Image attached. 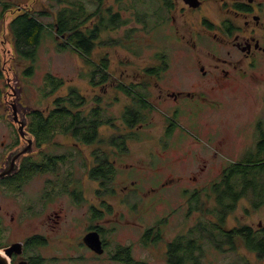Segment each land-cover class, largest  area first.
<instances>
[{"label": "flooded vegetation", "instance_id": "1", "mask_svg": "<svg viewBox=\"0 0 264 264\" xmlns=\"http://www.w3.org/2000/svg\"><path fill=\"white\" fill-rule=\"evenodd\" d=\"M72 1L0 0V241L10 239L0 248L15 244L8 256L10 264L143 263L134 256L133 246L118 247L114 243L115 231L135 223L130 207L125 210L124 204L113 199L117 196L129 204L134 194V201L145 204L148 195L153 194V200L156 194V200L166 202L169 210L155 220L158 226L144 228L141 241L146 244L150 242L148 237L154 243L163 239L162 222L167 223L188 208L198 213L196 224L166 242L164 257L166 264H199L206 255L200 244L207 240H200L195 230L204 232L203 223L214 226L218 222L222 235L248 226L224 228L226 215L237 201L248 196L247 186L226 183L232 162L220 168L217 175L210 165L215 160L264 159L262 122L255 121L250 127L248 138L253 141L234 159L231 152H217V146H228L216 138V128H221H213V121L201 123L197 118L202 111L212 112L220 105L215 95L237 84L242 73L245 75L244 60L255 66L264 57V0H194L197 6L186 0H151L148 25L143 18L145 11L134 9L141 26L138 31L137 26L128 29L126 47L137 54L131 45L144 46V42L132 34L144 30L140 39L149 38L150 42L156 25L163 22L190 55V73L185 78L168 75L171 63L166 61L165 53H155L156 62L143 66L141 72L127 74V83L122 80L123 74L111 76L109 60L101 57L92 62L88 73L89 83L100 90L98 95L89 99L72 86L60 94L65 80L47 73L42 85H34L38 97L32 103L26 89L30 82L24 80L33 74L42 36L52 33L61 41L60 47L66 43L61 48H74L70 36L58 32L57 22L59 16L70 20ZM97 1L95 9L87 8L95 14L83 26H98L96 39L90 40L93 49L104 30L120 27L119 21L129 22L119 20L123 18L119 11L103 7V0ZM212 8L221 14L218 22L208 16ZM197 13L202 14L199 20ZM155 15L161 17L158 22ZM23 22L36 27V42L30 44L23 37ZM112 43L119 46L120 42ZM90 54L81 59L87 61ZM25 63L28 66L23 68ZM109 90H121L126 99L122 106L119 95L105 102ZM74 92L79 93L81 103H73ZM77 116L84 120H75ZM155 126L157 133L151 132ZM178 147L182 151L172 154L169 163L175 158H191L200 163L194 174L187 180L168 175L161 183L147 186L150 179L145 172L150 163L171 158L167 155L169 149ZM132 155L136 157L130 162ZM79 168L80 175L88 177L85 181L95 183L92 193H86L83 177L77 178ZM189 180L199 184H183ZM229 189L240 195H229L221 201L219 192ZM170 191H177L174 205L165 196ZM263 201L257 203L264 206ZM224 208L230 210L226 215L221 212ZM31 221H36L32 229L23 230ZM17 231L22 235L20 239L12 238ZM206 231L207 242L217 250L215 240L221 236L214 227ZM90 237L99 241L101 252L87 241Z\"/></svg>", "mask_w": 264, "mask_h": 264}, {"label": "rangeland", "instance_id": "2", "mask_svg": "<svg viewBox=\"0 0 264 264\" xmlns=\"http://www.w3.org/2000/svg\"><path fill=\"white\" fill-rule=\"evenodd\" d=\"M88 9H95L98 1L97 0H81ZM103 7L110 8L111 11H119L123 14V18L128 23L120 24V27L114 30H104L98 40L97 45L93 49L92 53L89 56L87 61L81 59L77 51L71 48H61L59 46L60 42L58 37L56 38L52 33L47 34L45 37L42 36L38 51L35 53V64L34 71L32 76L29 79L24 80L28 86L27 95L31 97L32 103L37 101L38 95L35 92V84L42 85L44 75L51 73L57 78L65 80L63 88L58 92L63 94L64 89L68 86H72L78 89L81 93L86 94L89 99L93 96L98 95L100 90L98 86H93L90 81H88V73L91 70L92 62H96L99 58L104 57L109 60L110 67L109 71L112 72L111 76H119L121 74L125 75L122 80L127 83L128 77L127 74L132 75L136 71L141 72L143 66H147L153 62L155 53H165L166 61L171 63V67H168V75H173V79L176 77H181L180 79L185 78L190 73V55L186 53L178 42V39L175 38L174 33L167 27L164 28L163 22H160L156 25V28L153 31V35L150 38H147L144 41L140 39V34L143 35V31L136 32V40L143 41L144 46H141L137 43L131 45L133 49L137 52L134 54L132 51H128L127 42L129 37H127L128 29L131 27H136L138 31L141 26V22H137V16H135L134 9L139 10L141 13L145 11V24L149 23V9L152 10L151 0H103ZM133 10V11H132ZM220 15L213 8L211 11H208V16L213 20L218 22ZM202 14L197 13V20L200 19ZM138 18H142L139 16ZM156 22L161 17L155 15ZM152 19V16H151ZM120 22V21H119ZM153 22V21H152ZM155 22V23H156ZM138 35V36H137ZM110 39V40H109ZM62 40V39H61ZM109 40V41H108ZM119 40V46L114 45L112 41ZM147 43L149 46H147ZM204 44L206 42H203ZM153 45V46H152ZM206 45V44H205ZM157 47V48H156ZM222 52V50H221ZM224 52V51H223ZM38 54V55H37ZM28 63L22 65L23 68L27 67ZM243 69H245V75L240 76L237 84L232 85L226 91L218 92L215 97L220 101V105H217L212 112L202 111L201 115L197 118L198 121L206 122L213 121L214 126L220 127L216 128V138H220L222 141L227 143V147L217 146L218 153L227 154L231 152L232 158L239 153L245 151L247 144L252 143L253 140H249L250 136V127L254 125L255 121L262 122L264 127V57L259 58V61L255 66H250L247 63V60L243 61ZM186 75V76H185ZM185 76V77H184ZM110 77V75H109ZM120 96V105H123V102L126 101L124 94L118 90H109L108 95L105 97V102L110 100L112 96ZM51 98H49L50 100ZM46 100V99H44ZM206 113H209V117H206ZM204 124L201 125V127ZM158 132V127H154L151 132ZM186 144V141H185ZM249 147V146H248ZM141 149V148H139ZM183 149V148H182ZM180 147L177 149H169L167 155L171 157L174 153H180L182 151ZM138 153V152H137ZM136 156H131L128 161L133 162ZM74 159V164H78V159ZM175 158L173 162L172 157L169 159H159L157 161H152L150 163V169L147 168L145 175L149 180L147 186H152L158 184L164 180L168 175L180 176L181 180H187V176L194 174V171L199 162L182 157V160L176 161ZM234 162V160H215L211 163L213 174L217 175L220 168L228 165L229 163ZM80 169L78 171L77 178L82 176L84 181L87 176L84 177L83 173L80 175ZM131 171H134L131 169ZM190 182H185L186 186H195L199 183H195L193 180ZM35 182H33V185ZM86 193L91 192L94 188L95 183L91 180H86ZM117 190L120 189V185L116 186ZM161 187L159 188L160 191ZM142 199L143 196L138 194ZM152 195H148L147 202L144 204L138 199L134 201L136 196L134 194L130 195L129 204H125L123 198L118 199L116 196L113 201L119 205L124 204V209L127 210L130 207V210L133 212V221L135 225L132 227L121 228L118 231H115L112 236L115 239L114 243L117 246H133L134 256L140 262V264H166L164 257L166 250V242L170 241L174 235L178 233H187L190 228H192L198 219V213L182 209V211L174 215V217L169 220L167 223L162 222L163 229V239H158L151 242L150 237L149 243L144 244L141 241V234L145 231L147 227L154 228L158 226L159 223L155 220L162 215H164L169 206L162 199L158 198L156 200V194L152 200ZM177 191L166 192V197L170 202H174L176 199ZM151 197V198H150ZM112 201V198L110 199ZM127 199H125L126 201ZM174 205V203L172 204ZM188 212V213H187ZM211 219H214L212 216ZM202 219V216L201 218ZM163 220V218H162ZM36 224V221H31L28 224L24 225L23 230H31L32 226ZM248 224L253 229H257L261 225L264 227V206H255L251 204V199L249 196H244L239 201L236 202L235 207L230 211L225 218L224 228H232L235 226H240ZM111 226V225H109ZM146 227V228H145ZM145 228V229H144ZM22 235L13 234L12 238L20 239ZM219 238V237H218ZM10 239H5L0 241L1 244H5ZM235 246V249H231L228 245L219 246L217 250L214 249V246L204 241L202 245L203 251L206 253L201 257V262L199 264H228L235 262L236 264H262L264 257H259L258 252L249 251L244 246L240 244ZM1 250V248H0ZM81 264H92L90 262H85ZM101 264H117V263H108L106 261L101 262Z\"/></svg>", "mask_w": 264, "mask_h": 264}, {"label": "trees", "instance_id": "3", "mask_svg": "<svg viewBox=\"0 0 264 264\" xmlns=\"http://www.w3.org/2000/svg\"><path fill=\"white\" fill-rule=\"evenodd\" d=\"M72 10L70 15V20H68L65 16H59L57 17L58 22V32L64 33L70 36V42L74 46V50L77 51V53L80 55V57L86 58L88 56L93 48L92 44L90 43L91 39H96L97 33L99 31L98 26L94 25V27H83L86 23H88L91 18L93 17L95 13H89L87 12V7L84 5L81 1H72ZM126 21H121L119 24L125 23ZM30 22H23L22 23V35L23 37L29 42L30 44L33 42H36V38L38 35V32L36 30V27L31 24ZM118 26V23H115ZM131 35V33L129 34ZM65 39H63L64 41ZM66 43L61 44V47H65ZM76 89V88H75ZM73 103H81V98L79 96L78 92H74L73 95ZM92 119H95V116L92 117ZM75 120H84L80 119L78 116ZM261 146L264 147V145L261 143ZM229 173L227 176L226 183L228 185H241L244 184L247 186V194L251 199V204L255 206H260L257 202H260L261 200H264V159H260L259 157H251L249 159H244L240 162H232L229 166ZM263 174V177H262ZM261 177V178H260ZM241 180H243L241 182ZM221 195V201L224 199H227L229 195L235 196L240 195L239 193L233 192V190H228L219 192ZM257 197L260 198L257 199ZM264 203V201H263ZM224 205V203H222ZM218 211V210H217ZM230 210L228 208L221 209V212L223 214H227ZM224 215V216H225ZM219 216V215H218ZM221 222H223V219L220 218ZM218 224V222H217ZM213 224H206L203 223V230H195L199 232L200 234V240L202 238H205L208 241V232L206 231L207 228L214 227L218 231L219 236H221L220 239L215 240V244L217 247L221 245H228L231 249H235V246L239 244L237 241L240 242V244L243 245L249 250L253 252H258L259 257H264V227L262 229H253L251 226L242 227L239 229H232L225 235H222L219 233L220 227ZM210 226V227H208ZM202 227V224H201ZM200 247L202 245L200 244ZM176 250V247L173 249V251ZM229 264H236L235 262L229 263Z\"/></svg>", "mask_w": 264, "mask_h": 264}, {"label": "water", "instance_id": "4", "mask_svg": "<svg viewBox=\"0 0 264 264\" xmlns=\"http://www.w3.org/2000/svg\"><path fill=\"white\" fill-rule=\"evenodd\" d=\"M187 2H189L191 5L193 6H197L198 3L194 2V0H186ZM93 247H96L95 249L98 251V252H101V248L99 247V241H97V239H95L94 237H90L88 240H87ZM17 244V243H16ZM14 246H11V247H8V248H5V249H1L0 251L3 252V255L0 256V264H10L9 263V259H8V256H9V253L14 249ZM264 264V260H263V263Z\"/></svg>", "mask_w": 264, "mask_h": 264}, {"label": "snow or ice", "instance_id": "5", "mask_svg": "<svg viewBox=\"0 0 264 264\" xmlns=\"http://www.w3.org/2000/svg\"><path fill=\"white\" fill-rule=\"evenodd\" d=\"M3 255V252L2 251H0V256H2Z\"/></svg>", "mask_w": 264, "mask_h": 264}]
</instances>
